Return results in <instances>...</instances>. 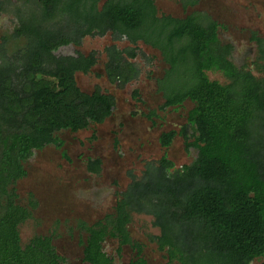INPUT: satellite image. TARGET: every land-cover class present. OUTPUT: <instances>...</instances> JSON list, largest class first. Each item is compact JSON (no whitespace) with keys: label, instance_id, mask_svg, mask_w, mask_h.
Wrapping results in <instances>:
<instances>
[{"label":"trees","instance_id":"1","mask_svg":"<svg viewBox=\"0 0 264 264\" xmlns=\"http://www.w3.org/2000/svg\"><path fill=\"white\" fill-rule=\"evenodd\" d=\"M100 1L34 0L40 9L36 28L19 16L13 39L22 44L15 48L32 44L22 65L13 61L0 72V264H65L51 238L36 236L23 246L20 235L8 231L31 219L37 207L19 205L8 187L26 178L25 163L35 151L63 148L59 132L77 133L111 117L114 98L98 89L84 93L75 79L91 71L96 55H56L63 47H80L86 37L109 33L134 47L106 49L113 82L126 85L135 79L138 73L128 59L137 58L139 43L160 52L169 66L157 81L165 99L161 110L191 102L188 126L195 141L188 149L196 148L198 157L181 169L167 157L149 165L144 178L118 195L113 213L92 226L81 222L87 233L85 261L114 264L103 249L108 238L119 242V250L133 245L130 211L161 221L159 245L167 251L166 264L264 259V65L258 68L261 79L237 67L231 59L234 47L219 38L224 27L206 13L175 18L159 15L155 0H106L101 8ZM180 1L188 8L200 0ZM258 44V60L264 63V42ZM209 72L223 74L229 83L212 80ZM179 135L189 139L186 130L170 131L162 135L161 146L169 148ZM90 171L99 173L100 161L91 162ZM133 246L138 256L130 264H149L142 246Z\"/></svg>","mask_w":264,"mask_h":264},{"label":"rangeland","instance_id":"2","mask_svg":"<svg viewBox=\"0 0 264 264\" xmlns=\"http://www.w3.org/2000/svg\"><path fill=\"white\" fill-rule=\"evenodd\" d=\"M30 2V4H28ZM106 0H101V8ZM34 0H0V72L22 65L32 40L21 45L13 39L19 28V16L36 28L40 9ZM159 15L185 18L195 12L209 15L224 28L219 32L220 41L234 47L233 63L257 78H263L258 68L264 65L259 58L258 40L264 42V0H200L194 7L184 8L180 0H155ZM116 46L120 51L134 48L126 40H117L111 33L105 37H86L80 47L70 45L61 48L56 55H96V64L87 74H76L79 89L88 94L95 90L114 98L111 117L102 124H90L77 133L69 130L57 135L64 142L62 149L47 146L25 163L26 178L8 187L9 193L17 194V203L30 208L32 217L23 224H13L8 231L19 234L26 246L36 236L51 238L65 264H88L83 251L87 233L80 223L92 226L106 215L113 213L118 195L144 178L149 165L157 166L167 157L175 169L192 165L198 150L188 144L195 135L188 126V115L193 109L191 102L181 108L162 111L165 103L158 91L157 81L165 76L169 66L159 51L139 43L138 56L128 59L138 73L130 83L123 85L108 77L109 57L106 49ZM2 53V55H1ZM127 58V56H125ZM18 59V60H15ZM212 80L228 84L229 80L219 72H209ZM186 130L188 140L177 136L169 148H163L160 139L170 131ZM100 161L99 173L90 171V163ZM128 231L133 245L143 248L142 257L149 264H166L167 251L160 249L163 225L152 214L130 211ZM133 245L120 249L119 242L108 238L103 244L106 255L114 264H130L137 259ZM251 264H264L256 259Z\"/></svg>","mask_w":264,"mask_h":264}]
</instances>
